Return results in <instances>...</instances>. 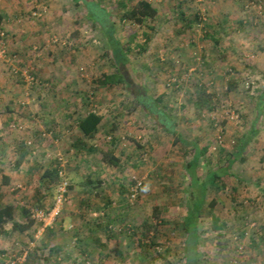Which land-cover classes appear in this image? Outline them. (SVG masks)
I'll use <instances>...</instances> for the list:
<instances>
[{
  "label": "rangeland",
  "instance_id": "374dc122",
  "mask_svg": "<svg viewBox=\"0 0 264 264\" xmlns=\"http://www.w3.org/2000/svg\"><path fill=\"white\" fill-rule=\"evenodd\" d=\"M136 1L99 0L111 12L119 41L130 44L129 62L139 70L141 84L162 95L183 136L209 142L211 158L221 160L248 131L264 90V0H149L157 9L152 19H121ZM179 8L188 18L197 16L191 27L182 25ZM0 14V203L14 204L18 221L24 220L20 206L31 209L35 219L21 232L12 230L11 222L0 226V264H65L81 255L84 243L89 264H185L179 216L187 147L173 144L141 106L124 114L132 96L123 85L93 81L113 71L102 31L72 0H0ZM205 31L219 41L214 44ZM144 33L151 38L138 53ZM134 80L137 90L139 79ZM197 82L216 101L212 110L196 107ZM90 111L100 115L88 140L98 150L87 153L71 141L80 136L76 118ZM256 127L245 159L230 169L237 198L227 189L207 190L205 199H217L213 212L225 227L212 228L203 214L199 264H264V109ZM110 136L118 139L113 151L118 167L101 158ZM19 139L29 154L16 167ZM49 163L61 166L56 183L39 178ZM2 173L11 176L9 183H2ZM87 175L93 183L85 182ZM61 179L67 181L65 199L59 214L44 224L35 212L52 207ZM37 190L46 195L33 208ZM147 222L155 229L145 231ZM51 244L61 249L51 251ZM188 256L193 258L192 251Z\"/></svg>",
  "mask_w": 264,
  "mask_h": 264
},
{
  "label": "trees",
  "instance_id": "16d2710c",
  "mask_svg": "<svg viewBox=\"0 0 264 264\" xmlns=\"http://www.w3.org/2000/svg\"><path fill=\"white\" fill-rule=\"evenodd\" d=\"M72 1L75 5L83 9L84 17L90 21L93 26L102 31L109 47L108 53L113 66V71L109 73L102 72L99 76L94 78L93 81L96 85L102 87L123 85L127 89V92L132 96L129 104H127L124 109V114H130L137 109L138 106H141L147 117L151 119L155 126H158L161 130L172 136L171 142L173 144L180 143L187 147L183 151L181 160V167L185 179V196L182 203V212L179 216V225L183 231L182 261L185 264H199L196 256L200 242L198 224L203 214L206 213L210 216L212 228L221 229L225 227V221L221 220L213 212L217 199L211 198L208 202L205 199L207 190L208 188H212L216 191L227 189L232 200L237 198L236 186L231 181L233 173L230 169L235 161L245 159L247 145L250 143L253 134L257 132L256 122L264 109V90L262 94L257 97L258 101L255 109L256 115L252 118L248 131L237 137L234 148L231 151H224L225 155L222 156L221 160L218 159L217 161H214L209 153L210 143L200 142L197 138L189 139L186 136H183L176 127L174 116L170 114L162 103V95H156L149 92L147 87L141 84L139 70H135V68L133 70V66L129 62L128 53L130 50V44L128 42L121 43L116 36L111 12L101 4L99 0ZM156 12V7H154L149 0H137L134 4H131L124 10L120 18H126L131 21L133 20L142 23L146 19H152ZM177 13L179 20L185 27H191L197 17L195 15L194 19L188 18L180 8ZM1 17L2 15L0 14V19ZM204 36L211 39L214 44L219 41V38L213 32L205 31ZM150 38L151 34L144 33L143 42L136 44V49L139 51L138 53L146 51ZM134 78L139 79L137 80V85H139L137 90L134 89V84L136 83ZM229 85V88H232L235 84L230 81ZM195 88L197 92L195 100L196 107L198 109L206 108L207 110H212L216 103V101L212 100V94L206 92L203 83H195ZM7 110L11 111L9 107ZM15 118L10 117V119ZM99 120L100 115L95 114L92 111L88 112L86 115H79L76 118L75 125L79 128L80 136L75 137L71 141V146L75 150H83L87 153L96 152L98 150L94 144H89L88 140L95 134ZM111 129H113V127ZM117 140L116 137L110 136V142L107 144L106 148L101 149V158L108 166L118 167L120 165L119 157L113 152ZM15 152L17 156L14 161V166L17 167L26 158L27 154H29L26 142L23 139L16 141ZM30 169H32V166H30ZM59 170H61L59 163H49L43 168L39 178L45 180L48 184L56 183L60 178ZM10 177L7 174L2 173V183H9V180L11 179ZM85 182L93 183L94 181L87 175ZM100 182L101 180L98 178L95 181V184L97 185ZM68 186L72 187L71 184ZM37 191L39 192L40 190ZM45 195L46 193H38L36 200L32 205L33 208H39L41 206V202L45 198ZM159 212L160 210L158 206L155 205L153 207V216L158 218ZM18 213L24 218L23 221L15 219L14 204L8 202L0 203V226L11 222V229L21 232L30 228L35 222L31 209L20 206ZM159 218V222H166V219L163 217L161 218L160 216ZM144 224H146L144 226L145 231L155 229V224L148 222ZM73 233L76 234V231ZM217 234L220 235V232ZM92 240L97 246H103L99 241V238L92 237ZM84 245L85 247H82L79 251L81 255H76L74 258L68 256L69 260L65 264H89L87 260V257L90 254L88 251V245L86 243H84ZM59 249H61V245L53 246L51 244L50 246L51 251L56 252ZM189 251H192V254L194 255L191 259L188 256ZM84 253H86L87 257L83 255Z\"/></svg>",
  "mask_w": 264,
  "mask_h": 264
},
{
  "label": "built area",
  "instance_id": "2783aa9c",
  "mask_svg": "<svg viewBox=\"0 0 264 264\" xmlns=\"http://www.w3.org/2000/svg\"><path fill=\"white\" fill-rule=\"evenodd\" d=\"M59 174H61V170H59ZM67 191V181L65 179H61L57 184L56 195L53 201V205L46 212L42 210H37L35 212V217H39L42 219L44 224L51 222L57 214H59L61 209V204L65 199V193Z\"/></svg>",
  "mask_w": 264,
  "mask_h": 264
}]
</instances>
